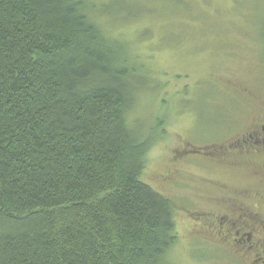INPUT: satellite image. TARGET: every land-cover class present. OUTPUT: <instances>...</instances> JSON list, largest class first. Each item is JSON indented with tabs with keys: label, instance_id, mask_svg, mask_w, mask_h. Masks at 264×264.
I'll return each mask as SVG.
<instances>
[{
	"label": "trees",
	"instance_id": "trees-1",
	"mask_svg": "<svg viewBox=\"0 0 264 264\" xmlns=\"http://www.w3.org/2000/svg\"><path fill=\"white\" fill-rule=\"evenodd\" d=\"M93 7L0 0V264H175L176 203L142 180L164 123L131 124L138 68Z\"/></svg>",
	"mask_w": 264,
	"mask_h": 264
},
{
	"label": "rangeland",
	"instance_id": "rangeland-1",
	"mask_svg": "<svg viewBox=\"0 0 264 264\" xmlns=\"http://www.w3.org/2000/svg\"><path fill=\"white\" fill-rule=\"evenodd\" d=\"M89 1L97 6L91 18L127 44L138 68L131 124L145 138L164 123L142 180L176 203L179 241L169 259L245 264L204 229L208 213L229 206L232 191L246 182L229 169L236 158L206 160L204 151L264 113V0ZM178 169L191 175L178 176ZM201 178L225 185L229 194L204 191Z\"/></svg>",
	"mask_w": 264,
	"mask_h": 264
},
{
	"label": "flooded vegetation",
	"instance_id": "flooded-vegetation-1",
	"mask_svg": "<svg viewBox=\"0 0 264 264\" xmlns=\"http://www.w3.org/2000/svg\"><path fill=\"white\" fill-rule=\"evenodd\" d=\"M192 150L185 149L184 153ZM204 153V159L211 161L226 156L236 158L229 169L247 185L232 191L229 206L208 213L210 221L204 230L216 245L245 264H264V113L248 120L230 140ZM176 173L191 175L184 169ZM201 179L204 191L229 194L225 185L211 178Z\"/></svg>",
	"mask_w": 264,
	"mask_h": 264
}]
</instances>
